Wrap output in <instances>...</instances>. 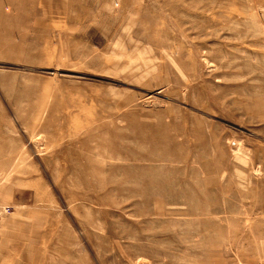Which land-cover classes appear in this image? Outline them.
<instances>
[{
    "label": "rangeland",
    "instance_id": "1",
    "mask_svg": "<svg viewBox=\"0 0 264 264\" xmlns=\"http://www.w3.org/2000/svg\"><path fill=\"white\" fill-rule=\"evenodd\" d=\"M0 264H264V0H0Z\"/></svg>",
    "mask_w": 264,
    "mask_h": 264
},
{
    "label": "built area",
    "instance_id": "2",
    "mask_svg": "<svg viewBox=\"0 0 264 264\" xmlns=\"http://www.w3.org/2000/svg\"><path fill=\"white\" fill-rule=\"evenodd\" d=\"M14 205L12 203L4 202L0 197V221L13 211Z\"/></svg>",
    "mask_w": 264,
    "mask_h": 264
},
{
    "label": "crops",
    "instance_id": "3",
    "mask_svg": "<svg viewBox=\"0 0 264 264\" xmlns=\"http://www.w3.org/2000/svg\"><path fill=\"white\" fill-rule=\"evenodd\" d=\"M5 202V201H4ZM8 203H10V202H8ZM13 204V203H12ZM14 205V204H13Z\"/></svg>",
    "mask_w": 264,
    "mask_h": 264
}]
</instances>
